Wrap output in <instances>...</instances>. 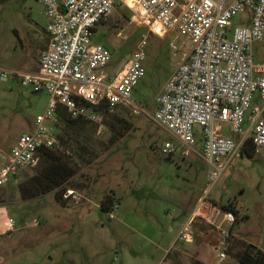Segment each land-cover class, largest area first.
<instances>
[{
    "label": "rangeland",
    "instance_id": "1",
    "mask_svg": "<svg viewBox=\"0 0 264 264\" xmlns=\"http://www.w3.org/2000/svg\"><path fill=\"white\" fill-rule=\"evenodd\" d=\"M47 23L39 0H0V70L34 71L47 42ZM141 37L146 39L145 72L132 89L133 105L125 107L126 114H117L122 119L102 114L100 122L86 120L73 134L54 127L62 150L80 155L78 172L69 182L72 194L60 201L53 192L22 199L18 183L32 176L38 163L19 170L1 188V206L14 225L0 236V264H157L168 252L182 264H240L235 254L246 245L264 251V146L252 155L239 151L221 159L227 163L209 188L200 135L184 154L185 147L151 119L158 92L190 42L174 31L153 33L137 7L123 4L92 34L93 42L111 51L105 67L109 75L121 68ZM254 56L264 61V40L254 44ZM47 100L44 91L18 79L0 80V161L19 134L32 129ZM253 105H262L258 93ZM222 125L237 138L228 123ZM165 141L177 146L176 151L163 153ZM107 195L118 204L112 218L100 207ZM203 196L219 210L211 218L216 217L215 223L197 218L191 237L176 240ZM230 201L237 210L230 254L219 261L216 224L222 218L220 206ZM168 261L173 264L171 257Z\"/></svg>",
    "mask_w": 264,
    "mask_h": 264
},
{
    "label": "built area",
    "instance_id": "2",
    "mask_svg": "<svg viewBox=\"0 0 264 264\" xmlns=\"http://www.w3.org/2000/svg\"><path fill=\"white\" fill-rule=\"evenodd\" d=\"M39 1L48 18V40L39 53L37 69H2L0 80L14 78L34 91H44L47 105L34 118L32 129L20 133L0 161V189L19 170L37 163L41 149L59 146L54 129L59 109L69 118L97 123L102 116L98 110L101 103L109 110L132 104V89L145 72V37L139 39L135 51L115 75L105 72L111 51L92 40L96 24L120 4L137 7L153 33L174 31L190 42L188 52L158 92L151 119L185 147L184 154L200 135V154L209 166V188L227 163L221 159L239 154L247 144L255 152L264 146V61L254 56V44L264 40V0ZM236 16L237 24H233ZM254 93H258L262 105L251 106ZM222 123L229 124L236 139L228 135ZM177 148L165 141L162 152L171 154ZM69 190L65 197L72 194ZM205 199L203 196L198 200L176 240L191 237L197 218L215 223L216 217L214 221L211 218L219 210ZM117 208V203L112 205L110 218ZM235 221L231 211H223L216 224L219 261L227 257ZM13 225L14 220L7 214L0 217V236ZM157 264L172 263L166 254Z\"/></svg>",
    "mask_w": 264,
    "mask_h": 264
},
{
    "label": "trees",
    "instance_id": "3",
    "mask_svg": "<svg viewBox=\"0 0 264 264\" xmlns=\"http://www.w3.org/2000/svg\"><path fill=\"white\" fill-rule=\"evenodd\" d=\"M122 14L126 16L125 13ZM104 20L105 19L100 20L93 30L95 31L99 24H103ZM98 110L101 114L113 115L116 119H122V117H118L117 115L119 112L122 115L127 112V108L125 107H115L112 110H109L103 103L98 106ZM124 111L125 113H122ZM84 121L86 120L82 118H69L64 110L59 109L55 124L60 125L63 131L71 130L73 134V129ZM124 122L127 123L126 120H124ZM58 142L59 146L56 148H45L39 151L37 171L32 176L27 177L18 183V190L22 199H31L53 192L56 200L60 201L63 200L65 191L70 189L69 182L78 172L80 166V155L72 152L71 149L69 151L62 150L59 138ZM254 152V148L250 144L245 145L241 149V153H246L248 155H252ZM3 203L4 197L0 192V206L3 205ZM113 204V199L111 196L107 195L101 201L100 207L108 212ZM220 208L223 211H231L235 214L236 220L237 210L234 202L230 201L227 204L221 205ZM227 254H230L229 248ZM167 256L172 258L173 264H182L175 256L170 255L169 252L167 253ZM235 258L240 264H264V251L253 245H246L241 251L235 254ZM192 264L204 263L199 260H193Z\"/></svg>",
    "mask_w": 264,
    "mask_h": 264
},
{
    "label": "crops",
    "instance_id": "4",
    "mask_svg": "<svg viewBox=\"0 0 264 264\" xmlns=\"http://www.w3.org/2000/svg\"><path fill=\"white\" fill-rule=\"evenodd\" d=\"M37 69V68H36ZM36 69L34 70V71H36ZM30 72H32V71H30ZM8 215V213H7V211H6V209H5V207H0V217L2 218L4 215ZM189 215H190V212H189Z\"/></svg>",
    "mask_w": 264,
    "mask_h": 264
}]
</instances>
